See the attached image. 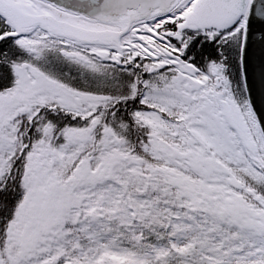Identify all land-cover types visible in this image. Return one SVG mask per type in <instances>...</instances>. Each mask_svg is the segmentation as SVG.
Returning a JSON list of instances; mask_svg holds the SVG:
<instances>
[{"label": "snow or ice", "instance_id": "1", "mask_svg": "<svg viewBox=\"0 0 264 264\" xmlns=\"http://www.w3.org/2000/svg\"><path fill=\"white\" fill-rule=\"evenodd\" d=\"M0 264H264V0H0Z\"/></svg>", "mask_w": 264, "mask_h": 264}]
</instances>
